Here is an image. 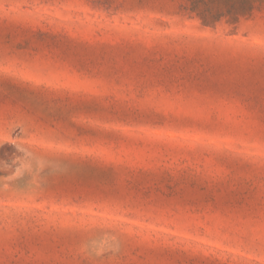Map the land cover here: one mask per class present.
Returning <instances> with one entry per match:
<instances>
[{
    "label": "rangeland",
    "instance_id": "obj_1",
    "mask_svg": "<svg viewBox=\"0 0 264 264\" xmlns=\"http://www.w3.org/2000/svg\"><path fill=\"white\" fill-rule=\"evenodd\" d=\"M0 264H264V0H0Z\"/></svg>",
    "mask_w": 264,
    "mask_h": 264
}]
</instances>
